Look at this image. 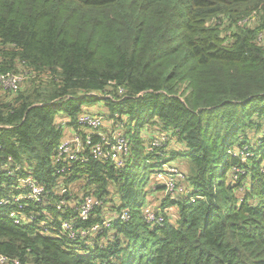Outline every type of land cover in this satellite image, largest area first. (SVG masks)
Segmentation results:
<instances>
[{"label":"trees","instance_id":"16d2710c","mask_svg":"<svg viewBox=\"0 0 264 264\" xmlns=\"http://www.w3.org/2000/svg\"><path fill=\"white\" fill-rule=\"evenodd\" d=\"M8 71L23 80L0 90V201L19 192L3 161L52 185L58 117L76 125L99 109L125 122L130 163L121 171L92 161L65 181L113 190L132 218L115 222L108 245L82 252L9 214L37 208L0 203V254L21 264H264V135L253 141L251 132L264 129V0H0V72ZM162 133L166 142L147 153ZM141 150L152 173L187 163L191 195L163 197V225L135 208L147 181L133 171Z\"/></svg>","mask_w":264,"mask_h":264},{"label":"built area","instance_id":"2783aa9c","mask_svg":"<svg viewBox=\"0 0 264 264\" xmlns=\"http://www.w3.org/2000/svg\"><path fill=\"white\" fill-rule=\"evenodd\" d=\"M22 80L21 74L0 72L1 88L17 90ZM68 121L67 117L57 119L66 136L60 140L51 156L55 177L52 185L49 186L34 175V170L27 164L24 166L9 156L1 166L9 174L17 177L16 188L19 192L2 199L0 203H13L21 208L24 205H31L32 209L37 208V211L20 213L14 207L9 214L16 224L37 222L43 231L53 235L61 233L75 243L78 250L88 252V248L108 245L115 238V222L129 221L132 218V211L127 206L117 208L120 205V197L114 194L113 190L105 195H96L94 191L81 189L78 182L66 183L65 180L75 173L74 166L81 167L92 161L109 163L116 169L124 170L132 158L133 145L131 137L126 132L125 122L119 115L107 116L96 109L93 112L79 114L76 125H69ZM65 128L68 130L64 131ZM167 137L165 133L154 137L145 144V151L147 153L154 151L156 146L166 142ZM164 163L155 172L158 179H162L158 182L162 186L161 189L166 192L163 197L166 195L172 198L177 195L189 197L192 187L187 182L185 169L178 167L173 161ZM155 185L157 184H153L154 189L160 193L161 189ZM148 198L142 209L144 217L153 227L163 225L166 216L159 208L161 201L153 204ZM190 200L193 201L194 196H191ZM165 211H168V215L176 217L169 209ZM56 212L58 213L54 216ZM39 215L41 217H38ZM97 216H102V219L90 225L86 224ZM0 264H21V261L0 254Z\"/></svg>","mask_w":264,"mask_h":264},{"label":"rangeland","instance_id":"374dc122","mask_svg":"<svg viewBox=\"0 0 264 264\" xmlns=\"http://www.w3.org/2000/svg\"><path fill=\"white\" fill-rule=\"evenodd\" d=\"M262 39V36H261ZM0 90H2V88L0 87ZM95 105L99 106V107H103L104 106V102L102 100H98L97 103H95ZM61 116H63V114H60ZM59 118L61 119V117L59 116ZM256 129H259L260 132H258ZM252 137H254L253 141L257 140L258 135H264V129H262L261 127L259 128H252ZM258 132V133H257ZM255 133V134H253ZM66 135L63 134L62 139L65 137ZM237 150H240L239 148H237ZM145 152V151H144ZM241 153H244L243 150L240 151ZM146 153V152H145ZM180 158V157H178ZM167 162V161H166ZM173 162L178 166V167H184L187 166V163L185 161H183V159H173ZM165 164V163H164ZM147 163L145 162V160L143 159V155H142V150L140 151V156L139 157H135V166L133 168V171L137 174L138 176V180H143V178H146L147 181L145 183H142L141 181L138 183V189L140 190V194H139V200L138 202L135 204V208L136 210L141 214L142 213V209L143 206L146 204L147 202V197H149L150 202L151 203H157L162 201L163 196L165 195V191L164 189H161V192H156V190L154 189L153 184H155L156 181H162V179H158L157 174H155V172H151L150 170L146 169ZM163 165V164H162ZM152 173V174H151ZM236 173H234L232 176H230V178H236ZM148 177H151V180L148 181ZM162 178V177H161ZM188 182V181H187ZM151 184L150 188L149 185ZM188 184V183H187ZM150 189V190H149ZM147 191V193H145ZM165 192V193H164ZM177 197H179V195H177ZM174 210V211H173ZM172 214H176V209H171Z\"/></svg>","mask_w":264,"mask_h":264},{"label":"crops","instance_id":"0c3cea01","mask_svg":"<svg viewBox=\"0 0 264 264\" xmlns=\"http://www.w3.org/2000/svg\"><path fill=\"white\" fill-rule=\"evenodd\" d=\"M67 119L69 120V117H67ZM106 127H107V125H106ZM108 129V128H107ZM68 130V128H65V130L64 131H67ZM148 200H150L149 198H148ZM169 209V211H171V209H174L173 207H170V208H168ZM176 209V208H175ZM174 211V210H173Z\"/></svg>","mask_w":264,"mask_h":264}]
</instances>
